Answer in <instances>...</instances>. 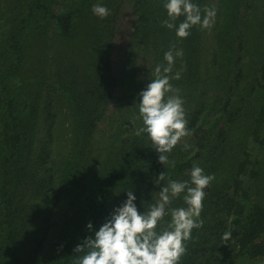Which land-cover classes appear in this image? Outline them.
<instances>
[{
  "label": "rangeland",
  "instance_id": "obj_1",
  "mask_svg": "<svg viewBox=\"0 0 264 264\" xmlns=\"http://www.w3.org/2000/svg\"><path fill=\"white\" fill-rule=\"evenodd\" d=\"M2 1L6 6L28 8L32 0ZM48 1L54 12L66 5L65 0ZM227 1L231 0H206L205 8L214 9L216 15L211 25L203 29L201 79L196 88L182 90L179 80H171L184 100L189 135L183 137L168 156L173 165L184 163L177 180H188V171L195 165L214 177L205 189L200 214L203 225L193 229L191 239L186 242V246L192 244L199 249L192 264H231V255L236 257L233 264H264V255L252 258L232 247L224 256L221 249L229 225L221 196L230 191V179L247 151L251 153L252 166L260 173L256 179L247 181L253 193L252 201L264 205V145L254 142L252 137L255 114L264 101V81L259 73L264 62V0H240V5L234 7L235 27L230 28L228 34L235 51L234 62L226 78L220 74L216 55L220 36L223 37L219 33L221 22L230 14ZM136 2L122 0L111 32L105 35L110 39V75L115 81L100 100L99 117L94 131L89 134L88 146L76 140L71 97L78 93L79 87L86 89L93 65L98 64V52L90 43L92 23L81 17L73 35L65 37L58 32L55 20L40 14L23 33L26 62L10 87L23 115L25 158L22 162L29 166L30 175L15 182L14 206L19 218L28 222V233L23 240L29 252L46 237L41 258H52L58 245L69 240L65 234L79 236L76 223L79 204L72 190L61 180L69 163L90 174L93 170L102 171L108 167L106 158L110 152L125 151L130 145L140 146L142 136L146 137L143 138L145 147L155 152L146 134L136 135V130L143 126L136 104L138 93L152 78L149 69L153 59L141 49L131 54L137 23ZM74 78L79 85L72 88L70 82ZM200 110L201 119L191 128L192 118ZM186 144L191 146L187 150ZM168 180V177L158 180L154 188L146 185L144 188L149 195L135 193L141 211L143 206L147 208L159 199L160 186ZM122 195L124 200L125 193ZM171 206H185L182 196ZM72 242L75 245L77 240ZM259 242L264 245V239Z\"/></svg>",
  "mask_w": 264,
  "mask_h": 264
},
{
  "label": "trees",
  "instance_id": "obj_2",
  "mask_svg": "<svg viewBox=\"0 0 264 264\" xmlns=\"http://www.w3.org/2000/svg\"><path fill=\"white\" fill-rule=\"evenodd\" d=\"M65 1L64 8L54 12L47 0H32L28 8L21 5L6 6L5 1L0 0V264H73V260L79 255L74 253L75 246L91 234L86 228L89 222L98 229L113 207L122 202L124 198L122 193L133 190L139 196L143 193L149 195L144 188L146 185L154 188L162 172L168 179H178L180 169L184 165V163H176L170 168L168 165L163 166L158 160L157 152L145 147V136H142L144 139L142 138L143 144L140 146L130 145L125 151L110 152L106 158L108 167H104L102 171L93 170L90 174L69 163L61 180L69 191L72 190L71 194L79 204V216L76 219L79 236L74 233L65 234L69 240L58 245L52 258L40 257L46 237L37 242L38 245L32 253L25 248L23 236L26 238L28 233V222L19 218L14 206V184L28 178L30 169L22 162L25 158L23 115L10 87L11 81L21 74L26 62V44L25 39H22L24 31L40 14L55 20L58 32L65 37L73 35L77 21H80L81 17L89 19L93 25V27L89 26L92 27L90 32L93 34L90 43L98 52V64L91 67L93 70L86 89L79 87L78 93L71 97L76 118L74 122L77 127L76 140L80 144L88 146L89 134L94 131L99 117L100 100L115 81L111 80L110 75L112 70L109 64L110 39L105 35L111 32L113 19L118 14L122 0ZM97 2L104 3L111 10V14L104 19L93 15L91 6ZM193 2L200 6L203 13L206 0H193ZM227 3L230 14L221 22L219 33L223 37L220 36L221 40L219 44L217 43L216 55L220 74H224L226 78L234 62L235 53L228 34L230 28L232 30L233 26L235 27L234 7L240 5V0H231ZM136 10L137 23L131 54L141 49L153 58L149 71L154 78L155 67L158 64L166 66L165 52L173 46L183 49V56L176 58L173 68V72L183 69L179 79L181 84L173 83L178 86L180 84L179 88L182 90L192 87L195 89L196 83L201 79L200 44L204 28L199 25L194 26L187 38L180 39L175 35L174 30L167 29L161 23L167 19L163 0H137ZM182 20L183 17H180L177 23ZM259 73L261 80L264 81V62ZM226 78L224 79L227 81ZM219 81L222 83L221 79ZM78 85L77 78L70 82L72 88ZM199 113L201 110L192 118L191 128L200 121ZM255 115L252 137L254 142L264 145V101ZM194 132L197 133L195 129ZM252 162L251 153L247 151L244 159L239 162L235 175L230 179V191L221 196L222 210L229 218L227 232L231 233L228 239L222 238L221 249L224 256L228 255L232 247L237 249L238 253H248L252 258L264 255V245L259 242L264 239V205L252 201L253 193L247 183L248 178L256 179L260 175L259 170L252 166ZM74 240H77L75 245L72 242ZM186 248L180 264H192L193 257L199 250L192 244ZM235 258L231 255L229 263L233 264Z\"/></svg>",
  "mask_w": 264,
  "mask_h": 264
},
{
  "label": "clouds",
  "instance_id": "obj_3",
  "mask_svg": "<svg viewBox=\"0 0 264 264\" xmlns=\"http://www.w3.org/2000/svg\"><path fill=\"white\" fill-rule=\"evenodd\" d=\"M167 19L161 23L175 35L184 39L191 29L199 25L208 28L216 15L214 9L201 8L193 0H163ZM93 15L104 19L111 10L102 2L91 6ZM183 17V20L177 21ZM183 49L170 47L165 52L166 66L158 64L154 78L138 93L139 118L143 126L136 135L146 134L152 148L159 154L163 166H174L168 154L183 137L189 135L184 100L171 80L181 79L183 69L173 72L175 60L183 56ZM187 150L190 145H184ZM188 180L169 179L161 185L159 199L141 211L133 190L125 192L126 198L114 206L105 222L98 229L89 222L91 233L74 248L77 253L73 264H180L186 253V242L191 239L193 229L200 228V214L206 197L205 189L214 179L198 165L188 171ZM165 178L162 172L158 180ZM183 199V207H172V202ZM165 218H168L167 220ZM231 236L224 234V239Z\"/></svg>",
  "mask_w": 264,
  "mask_h": 264
}]
</instances>
